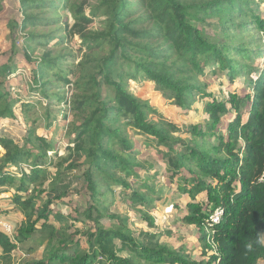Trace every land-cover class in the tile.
Instances as JSON below:
<instances>
[{"label": "trees", "instance_id": "trees-1", "mask_svg": "<svg viewBox=\"0 0 264 264\" xmlns=\"http://www.w3.org/2000/svg\"><path fill=\"white\" fill-rule=\"evenodd\" d=\"M21 3L25 9L21 25L28 28L25 45L33 51L57 39L53 26L60 20V7L74 24L90 21L80 0ZM251 3L137 0L145 13L135 15L133 0H96L90 16L103 20L100 27L80 36L84 51L77 64L63 69L61 57H46L33 69V81L43 89L52 83L44 80L49 74L58 84L70 81L65 71L74 78L73 119L66 135L73 143L68 156L74 154L75 159L66 169L83 168L89 198L84 207L70 213L54 212L52 203L66 194L52 179L46 200L38 204L46 191L48 173L43 165L53 147L33 129L22 143L0 134V193L13 191L12 202L23 216L12 236L0 230V264H14L17 245L36 231L44 248L38 264H258L264 260V56L263 66L257 64L264 48L255 49L264 41V17L247 14L252 12ZM228 18L232 34L227 32ZM208 19L215 21L206 23ZM39 26L48 29L37 30ZM206 26L215 34H208ZM247 29L250 35L244 38ZM62 43L60 39L55 45ZM207 71L224 74L230 84L243 79L252 92H229L218 98L201 80ZM10 72V65L0 66V78ZM251 77L252 81L245 80ZM130 82L153 85L184 113L206 99L202 122L179 124L168 119L148 99L133 94ZM45 93L57 102L66 97L60 90ZM14 104L1 80L0 119L15 116ZM142 143L153 146L154 158L142 159L147 153L137 150ZM20 163L29 169H21L17 178L8 170ZM161 172L164 185H174L170 194L185 201L182 222L197 230L188 237L198 245L196 257L192 249L168 244L171 230L153 232L158 224L147 208L160 201ZM109 196L137 210L142 228H135L137 222L128 215L112 210ZM217 208L222 209L219 221L206 232L204 224ZM51 215L57 225L49 220Z\"/></svg>", "mask_w": 264, "mask_h": 264}, {"label": "rangeland", "instance_id": "rangeland-1", "mask_svg": "<svg viewBox=\"0 0 264 264\" xmlns=\"http://www.w3.org/2000/svg\"><path fill=\"white\" fill-rule=\"evenodd\" d=\"M251 1L250 7L252 8V12L250 11L247 14L258 15L263 18L264 0ZM80 2L84 14L90 21L74 24L67 10L60 7L58 9L60 20L53 26L58 36L57 39L49 41L46 47H42L43 49L41 47H34L33 51L25 45L28 28H23L21 25L25 16V9L22 6L21 0H0V66L10 65L11 67L9 75H7L6 78H0V81H3L4 89L9 91V94L15 99V104L13 105L15 116L13 118L0 119V134L22 143V139L27 131L33 129L36 135L43 137L46 142L51 144L53 148L47 151V164L45 163L43 165L48 173L47 179L44 182L46 191L37 202L38 204H42V202L46 200V194L50 192L48 188H50L51 181L54 179V184L64 191L66 195L59 200H55L51 208L54 212H61L63 214L70 213L75 207H84L89 198L88 192L85 189V182L83 181V168L66 169L67 165L75 159L74 154L68 156V154L72 152L71 148H73V143L70 142L71 137L66 135L67 125L73 119V111L70 110V102L72 94L75 93L72 82L74 78L72 75L68 74V71H65L64 74H67L70 81H62L58 84L53 75L49 74L48 79L44 80L50 79L52 83L43 89L41 85L34 83L33 69H37L40 60L46 57H61L60 62L63 69H69L77 64L84 51L83 47L81 48L80 46V36L87 30L100 27L103 20L102 16H90V7L96 4V0H80ZM131 8L135 15L145 13V9L137 4V0H133ZM55 13L57 14V12ZM146 18L148 19V17ZM246 20L248 22V19ZM212 21L215 20L208 19L206 23ZM145 22V24H147L148 20H145ZM15 23L18 24L16 29L14 28ZM65 24H67V28L64 27ZM232 24L233 23L229 21L228 18L226 25L229 34L233 33ZM203 26L204 25L199 24V27ZM59 27L64 29H59ZM36 29L46 31L48 28L39 26ZM248 30L249 29L242 33L244 38L250 35ZM206 32L211 35L215 34L208 26H206ZM253 33L256 34L254 30L252 31V34ZM260 35L261 34L258 33L259 37ZM60 39H63V43L55 45ZM237 41L239 40H235L234 44H236ZM259 43L261 44H256L255 49L264 48L263 39H261ZM263 56L262 54L258 57L260 61L257 64L260 67L263 66ZM253 79L254 78L251 77V79L245 80L252 81ZM201 80L207 84V90L218 98H226L229 92H237L239 94L244 90H246V93L252 92L248 89V82H245L243 79H237L234 83L230 84L227 82L226 76L222 73L213 74L207 71ZM128 89L133 94L148 99L150 104L162 115L176 123L191 124L202 122V109L206 99L194 103L192 109L184 113L182 112L183 110L173 104L171 100L163 98L161 92L155 89L153 85L130 82ZM56 90H60V92L66 96L64 100L57 102L45 93L47 92L50 94V92H55ZM232 114L234 113L232 112ZM135 139L139 140L142 138ZM37 143H39V141H37ZM151 147L153 146L144 143H142L140 147L138 145L137 150L143 149L147 152L142 159L154 158L151 156ZM2 152L0 148V154ZM65 157H67V160L62 161ZM23 168L29 169L24 163H20L18 166H10L8 171L19 178L20 170ZM160 175L161 177L157 184L164 185L165 173L161 172ZM172 189H174V185H164V189L162 193H160V201L153 204V207L147 208L148 212L155 216L156 223L158 224V228L153 230V232L163 233L171 230L173 235L167 236V241L170 246L178 248L182 245L186 249H192L194 251V248H191V239L188 237L194 235L197 230L192 229L186 223L182 222L180 216L184 213L183 207L185 201H178L177 197H174V193L170 194V190ZM12 194L13 191L11 190L9 192L0 193V230L6 232L10 236H12L16 226L23 219L22 214L15 209L11 199ZM108 199L112 202V210L128 215L131 219H134L135 222L140 220V213L130 208L127 203L121 202L118 197L111 198V196H109ZM49 220L56 225L58 224L57 220L52 215ZM76 225L83 227L82 224L79 223H76ZM133 226L138 230L142 228L140 222H137L136 225ZM209 228L210 226L207 221L204 224V229L206 232H211ZM184 233H187L188 236L186 235L183 237L182 234ZM39 238L40 233L36 231L29 240L17 245L14 252V264H38L44 249L43 245L38 243ZM81 241L85 244L84 238H81ZM258 264H264V260H261Z\"/></svg>", "mask_w": 264, "mask_h": 264}, {"label": "built area", "instance_id": "built-area-1", "mask_svg": "<svg viewBox=\"0 0 264 264\" xmlns=\"http://www.w3.org/2000/svg\"><path fill=\"white\" fill-rule=\"evenodd\" d=\"M221 214H222V209L220 208L215 209L214 212L207 219L209 226H211L214 223H217L219 221Z\"/></svg>", "mask_w": 264, "mask_h": 264}, {"label": "crops", "instance_id": "crops-1", "mask_svg": "<svg viewBox=\"0 0 264 264\" xmlns=\"http://www.w3.org/2000/svg\"><path fill=\"white\" fill-rule=\"evenodd\" d=\"M191 248H194V251H193V252H195V254H194L193 256L196 257L197 254L200 253V252H198V246H197L195 243H193V244L191 245Z\"/></svg>", "mask_w": 264, "mask_h": 264}]
</instances>
